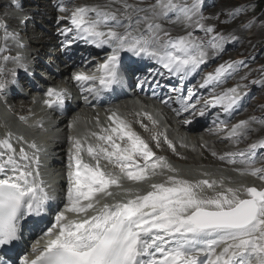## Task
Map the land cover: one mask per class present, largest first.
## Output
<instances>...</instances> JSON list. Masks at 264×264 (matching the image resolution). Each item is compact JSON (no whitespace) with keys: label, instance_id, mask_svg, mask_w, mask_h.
I'll list each match as a JSON object with an SVG mask.
<instances>
[{"label":"snow or ice","instance_id":"1","mask_svg":"<svg viewBox=\"0 0 264 264\" xmlns=\"http://www.w3.org/2000/svg\"><path fill=\"white\" fill-rule=\"evenodd\" d=\"M113 3L121 7L113 8ZM201 7L202 0H155L146 8L128 0H109L104 6L75 7L69 16L61 17L69 22L60 30L65 47L83 40L98 49H110L95 72L72 74L79 90L87 94L84 99L89 95L99 97L125 79L131 81L142 71L135 58L155 62L183 83L210 59L221 55L225 45L238 37L218 32L214 25L206 26ZM60 10L69 11L63 6ZM240 10L229 15L234 18ZM170 15L185 21L186 27L194 24L206 38L196 36L194 31L172 36L161 22ZM0 27L4 29L5 44L0 46L3 53L7 41L17 39V34L7 31L6 24ZM0 59L13 60L16 65L11 79H0V91L10 84L20 86L16 69L28 72L24 58L17 54ZM242 64L225 61L203 77L199 87L209 88L210 98L198 113L192 89L187 96L181 95L182 89H172L178 93L179 105L173 111L181 115L191 110L193 115L204 116L210 107L230 115L245 95L241 88L247 85L237 83L219 93L215 87ZM157 75L162 73L149 71L133 82L143 88ZM252 83L264 85V79ZM66 96L65 89L49 87L43 103L48 108L63 106ZM171 102V97L162 100L169 106ZM136 115L147 118L153 126L158 124L150 112ZM107 120L101 125L97 116L98 131L68 136L67 189L55 207L40 171L36 142H25L26 147L21 145L17 151L11 132L0 139V264H264V187H233L223 176L207 178L209 172L201 173L205 178L181 176L165 156L152 150L127 118L111 111ZM138 122L148 130L143 120ZM256 122L255 117L238 121L225 139L237 143L246 140ZM73 127L70 123L69 128ZM161 138L175 150L174 142L163 132L152 136L156 147ZM261 151L264 138L246 149L224 153L219 159L245 165L233 170L264 181V167L254 166ZM157 177L164 179L152 182ZM143 184L148 185L147 190L141 187ZM53 213L48 219L50 226L40 228ZM37 228L42 235L31 244L30 252L21 255L27 251L29 234Z\"/></svg>","mask_w":264,"mask_h":264},{"label":"bare ground","instance_id":"2","mask_svg":"<svg viewBox=\"0 0 264 264\" xmlns=\"http://www.w3.org/2000/svg\"><path fill=\"white\" fill-rule=\"evenodd\" d=\"M154 1L155 0H128V2L131 4H135L145 8L153 4ZM11 2L12 0H0V25L6 24L7 31L16 33L17 39H9L7 41V50L3 53H0V57H15L16 54L14 50V45L18 44L20 48L18 52L25 59V62L27 64L36 62L38 65L48 67V69H53V71L55 72L59 70V75L70 76V70H72L75 66V62L79 64L87 61V63H85V67L90 68L95 66L97 64V60H99V58L103 56V53L101 52L102 49H97L94 45L85 43L83 40L74 41L70 46V51L68 53L64 52L66 48L63 42L64 37L56 32V28H50L51 26H45L44 23H51V25H57L58 23L63 21L61 17H65V15L67 14L69 15L70 12V7L67 6L68 3H75V7L81 5L104 6L109 3V0H23V6H28L27 9L22 10V16L24 17L26 15H31L32 20H26V22H29V24H25L24 30L16 29V26L21 23L20 18L22 17H19L17 16V14H13L10 11V8H14L11 6ZM189 2H191V0H189ZM212 4L215 5L216 2L214 0H202V7L205 5L209 7ZM49 6L52 7L50 16L47 15V10ZM61 6L68 9L69 11H61ZM220 6H217L215 10L219 11L220 8H224L223 4H221ZM112 7L120 8L121 5L113 3ZM225 8H227V6ZM42 9H45L44 13L42 12ZM203 13L204 11H202V14ZM228 17L229 16H227L226 18ZM223 20L224 18L222 19V21ZM161 22L163 23L164 27L170 31V34H185L187 31H198L195 28L194 24L192 25V27H186V22H183V20L177 21L176 16L174 15H170L167 19ZM62 23V25H64L65 27H67L69 24L67 20ZM233 26H235V24ZM235 27H237V25ZM239 30L241 29H238V31ZM240 32H242V30ZM3 34L4 29L2 28V31L0 32V46H4L5 44V41L3 40ZM234 43H236V41L227 44L225 46V50L231 48ZM64 54L66 59L64 58ZM45 55H48V59L50 60L49 63H47V61H42L45 60L43 59V56ZM135 59L139 60V67L142 69V71L139 73H141L142 76L147 75L150 70L152 72L162 73V75H157L155 77V80L149 85L152 86L154 89L158 90V93H161L162 99L166 97L172 98L170 106L164 105L162 108L157 107L152 110L150 109L149 112L158 121V124L155 126H153L151 121H149L147 118L136 115V113L138 112L143 113L145 109L137 107L134 104V101H132L131 99H124L123 101H121V109L123 111L121 113L126 116L125 118H127V120L131 122L134 130L138 134H140L146 142L149 143V146L152 148L153 151L156 152L157 155L165 156L168 162L171 163L175 168H177L179 170V174L183 176L205 178L201 175V173L209 172L211 173V176L207 178L218 179L223 176L225 178V182L230 183V185H232L233 187L239 184H244L246 186L264 187V181L259 180L257 177H253L251 175H240L239 173L233 170L234 168L245 167V165H241L239 163L233 165L227 163L226 160L222 161L219 159V156L223 155L224 153L246 149L249 144L256 141V139L251 140L250 138V134L252 132L249 134L246 140H241L238 143L225 139V137L227 136V132L232 127V125L236 124L240 120L248 119V109L244 108V106H249L248 100L244 102L242 106L241 104H239V106L230 115H219L218 119L217 112L219 111V109L210 107L205 112L204 116H199L198 114L193 115L191 110H189L188 112H183L181 113V115H177L176 112L173 111V109L179 107L178 103L176 102L177 100L173 99L174 95L169 93L167 94V89L162 87V83L164 82V87L170 84L175 88L181 82L180 79L177 76L170 75L167 70L163 69L155 62L147 58ZM15 66V61L13 60L4 61L3 59H0V79H11V70L15 68ZM28 70L29 71L25 73L23 69L17 68L16 71L20 81V86L10 84L7 89H5L4 91H0L3 100L8 101L7 103L5 101L2 102V100H0V114L3 115L4 121L2 123V127L7 130L11 129L13 133L21 135L23 139L28 143L35 141L38 148L40 149V159L41 157L44 161L60 159V161L56 162V165L65 164L64 160L67 156L66 151L68 148L65 140L68 138V136L77 133L83 134L87 130L98 131L99 129L97 128L95 122L89 121L90 117L87 114H80L79 112H75V110L73 108L71 109L70 106V112H73V114L75 112V114L72 115L73 117L71 116L72 120H70V118L64 115H60L59 113V117L57 116V120L48 119L46 121H42L47 118V116H42L43 110L41 111V106H45L43 103V100L45 98L41 97V95H38L39 90L37 89V87H28L29 85H31L28 82L30 80V78L28 77V73L31 76L32 71H36L34 68H30L29 66ZM214 70L215 68L209 70L204 69L203 72L198 70L195 74L187 78V81L185 82L183 87H179V89H182L181 95L183 96H187L189 94V89H192V91L195 93L192 102L197 104L196 113H198L203 108L204 101L210 98V89L200 88L199 84L202 82L203 77L207 73L213 72ZM231 81L234 82L235 80L229 79L230 83ZM34 84L35 83H33V85ZM123 89L124 84L121 83L119 85L118 90L122 91ZM223 89H226V87L224 88L223 84L220 83L219 86L215 87V92L219 93ZM30 90L32 92L31 95L37 94V98L25 94L28 91L30 93ZM196 97H199V100H197ZM11 99L14 100L12 101ZM245 99L246 98H242L243 101ZM78 107L86 108L84 107V104H81V102H78ZM15 114H18L19 118L14 121L13 115ZM21 116H24L25 119L21 120ZM92 116L97 117L98 115L93 114L91 115V117ZM195 117L198 118L191 120V123H184L186 119L190 120ZM140 120H143V123L148 125V130H145V128L141 126V124L138 122ZM70 123H74V127L68 129ZM167 123L168 126H165V124ZM178 129H188L191 134H189L188 136L185 135V138H181L178 135H181L182 133L179 134L177 131ZM257 129L255 131H257ZM2 131L3 130H1V132ZM70 131L71 133H69ZM156 132L166 133L168 139L174 142L175 150L170 148L168 144L164 142L163 138H161L160 140V146L156 147V141L152 139L153 134ZM0 139H3V136H0ZM16 143L18 147H20L21 145H24L26 147V144L22 143L18 138L16 139ZM212 152H216L217 155L213 156ZM195 154H197L198 156H195ZM260 156H264V151H261L258 154L257 161L254 165L255 167H264V159H260ZM171 160H176L177 162H180L173 163L171 162ZM55 173H50V177L52 178L53 182L57 181V179H55L57 177ZM45 176L46 174L44 172L42 177ZM163 178L164 177H157L154 181ZM58 186L59 184L56 183L53 185L52 188L57 189ZM141 187L143 188L144 186L141 185ZM35 240V238H32L31 242L34 243Z\"/></svg>","mask_w":264,"mask_h":264},{"label":"rangeland","instance_id":"3","mask_svg":"<svg viewBox=\"0 0 264 264\" xmlns=\"http://www.w3.org/2000/svg\"><path fill=\"white\" fill-rule=\"evenodd\" d=\"M214 1L218 5L212 4L209 7L205 5L201 8L202 11H204L203 15L205 14V17L207 18L205 20L206 22L204 21V23H206L205 25L207 24L214 25L216 31L222 32L227 35L236 34L235 36L238 37V40H236V43H234V45H232L231 48L225 50L221 55H219L216 58H212L206 64L202 65L199 70L203 72L204 69L207 70L214 69L219 64L224 63L225 61H243V64L239 66L238 70L230 78H228L221 84H223V86H227L229 79L235 81L237 80V82H239L240 84H245V83L248 84L246 89L241 88V92L245 93L243 98L246 99L244 101L242 100L240 104L242 106L244 102L248 100L249 106L247 107L244 106V108L248 109L247 111L248 118L255 117L257 120L256 123L252 124V128L254 129L255 133L252 131V133L250 134V138L251 140L254 139L258 140L260 138H264V85H261L260 83H252L253 81H259L261 79H264V7H262L261 9H257L260 1H264V0H214ZM221 4L224 5V8L222 7L219 9V11H216L215 8L217 6H220ZM67 6L70 7V12H69L70 15L71 10L75 8L76 4L68 3ZM226 6L227 8H225ZM212 7L214 10L212 9ZM237 9H241V10L236 12L234 18L229 15L230 13L234 12ZM47 11H48L47 15L50 16L52 7L49 6ZM42 12L44 13L45 9H42ZM220 14L222 17L220 16ZM69 15L68 14L65 15V17ZM226 15L229 17L226 18L227 17ZM223 18L224 20L222 21ZM27 19L31 20V16L30 15L25 16V20L22 21L21 23L29 24V22H26ZM64 21L66 20L63 19V21H61L57 25H51V23H46L45 26H49V27L51 26L50 28H56L57 29L56 32L60 34V30L65 27L64 25H62L63 24L62 22ZM234 24L235 26L237 25V27L233 26ZM250 24H251L250 27H243V25H250ZM238 29H241L242 32H240L241 30L238 31ZM1 31L2 28H0V32ZM237 32H240L241 34ZM194 34L196 36L206 38L205 33L203 31L198 30L195 31ZM171 35L178 36L183 34L181 33V34H171ZM229 43H233V41H229L227 44ZM66 48L70 49V47H66ZM44 57L45 60L48 59V55L43 56V58ZM242 77H246V79H241ZM178 86L181 87L182 86L181 83ZM167 87L169 88V93L170 91H172V89H174L173 87L170 86ZM175 89H178V87H176ZM171 94H174L175 95L174 97H176L177 92L172 91ZM207 110L208 108L205 109V112ZM121 112H123L122 109ZM218 112H220V109ZM220 115H225V114L220 112ZM123 116L126 117L124 114ZM196 118L198 117H195L194 119ZM165 126H168V123L165 124ZM256 129L257 131H255ZM195 156L198 155L195 154Z\"/></svg>","mask_w":264,"mask_h":264},{"label":"trees","instance_id":"4","mask_svg":"<svg viewBox=\"0 0 264 264\" xmlns=\"http://www.w3.org/2000/svg\"><path fill=\"white\" fill-rule=\"evenodd\" d=\"M262 7H264V1H260L257 9H261Z\"/></svg>","mask_w":264,"mask_h":264}]
</instances>
